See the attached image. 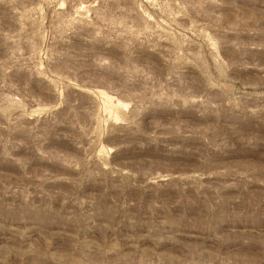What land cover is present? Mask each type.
<instances>
[{
  "label": "rangeland",
  "instance_id": "rangeland-1",
  "mask_svg": "<svg viewBox=\"0 0 264 264\" xmlns=\"http://www.w3.org/2000/svg\"><path fill=\"white\" fill-rule=\"evenodd\" d=\"M0 264H264V0H0Z\"/></svg>",
  "mask_w": 264,
  "mask_h": 264
}]
</instances>
